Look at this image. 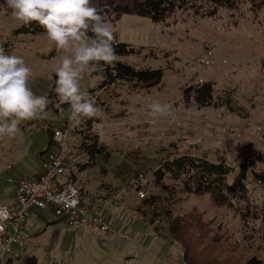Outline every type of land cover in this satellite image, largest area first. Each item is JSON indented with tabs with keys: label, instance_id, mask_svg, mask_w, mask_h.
Instances as JSON below:
<instances>
[{
	"label": "rangeland",
	"instance_id": "rangeland-1",
	"mask_svg": "<svg viewBox=\"0 0 264 264\" xmlns=\"http://www.w3.org/2000/svg\"><path fill=\"white\" fill-rule=\"evenodd\" d=\"M210 7L204 3L199 13L180 10L161 21L130 14L110 21L117 42L140 50L119 56L120 61L164 71L162 82L149 90L121 81L103 88L104 77L97 74L81 82L87 91L95 89L91 96L101 115L94 118L93 130L110 155L81 171L77 184L85 203L118 193L119 205L106 209L112 229L102 233L89 226L71 228L51 207L42 209L43 226L26 246L14 248L18 257L35 255L39 264H187L165 220L158 222L156 232L136 214L141 200L132 188L144 179L146 195H164L154 184V170L186 154L212 161L223 158L233 167L251 163L252 169L264 172V5L238 0L235 8H219L209 16ZM20 27L0 0V46L32 67L30 86L49 99V118L25 122L15 138H0V196L5 186H12L10 179H18L17 173H32L48 149L50 128L69 127L68 149L77 162L88 159L77 147L87 120L70 127V110L56 107L55 68L63 51L47 34H17ZM206 81L214 83L217 103L199 107L184 92ZM157 100L171 104L170 115L150 114L148 106ZM173 199V214L194 208L205 212L214 228L237 245L242 261L253 255L264 260V182L250 177L247 197L232 207L216 206L209 195L182 192Z\"/></svg>",
	"mask_w": 264,
	"mask_h": 264
},
{
	"label": "trees",
	"instance_id": "trees-1",
	"mask_svg": "<svg viewBox=\"0 0 264 264\" xmlns=\"http://www.w3.org/2000/svg\"><path fill=\"white\" fill-rule=\"evenodd\" d=\"M238 0H92L94 6L102 10L109 18V22L116 21L124 14L149 17L153 20H166L180 10L201 11L204 3L209 4L211 10L206 15H216L219 8L233 9ZM254 7L264 5V0H250ZM7 14L11 9L2 0ZM17 34L39 35L46 34L37 24L30 27L21 26ZM119 56L140 53L135 46L119 43L115 47ZM104 77L103 88L116 82H127L133 88L151 89L158 86L164 76L162 69H137L118 59L113 66H105L103 73H94ZM90 95L95 89L88 91ZM187 99L194 98L199 107L216 105L215 85L206 81L192 85L185 89ZM62 110H70V105L62 104ZM94 119L87 120L86 130H81V141L78 148L87 154L85 162H78L79 172L94 167L98 158L110 155L107 146L100 140L99 133L93 130ZM50 142L47 153L54 146L53 130L50 128ZM47 155V154H46ZM77 157V156H76ZM251 163H243L238 167L231 166L223 158L212 161L205 156L178 155L160 163L154 170V184L165 194L151 193L135 206L137 215L146 219L156 232L160 231L158 222L165 220L168 234L173 241H177L183 248L187 264H264V260L253 255L245 261L241 260L236 244L230 242V237L214 228V222L206 219L205 212L194 208L183 214H173L174 197L178 193L209 195L216 206L232 207L234 203L245 199L249 192V179L264 182V172L255 171ZM66 220L65 217H62ZM264 235V231H263ZM15 251V249H14ZM14 251L0 260V264H39L35 255L24 258L14 255ZM15 256V257H14Z\"/></svg>",
	"mask_w": 264,
	"mask_h": 264
},
{
	"label": "clouds",
	"instance_id": "clouds-1",
	"mask_svg": "<svg viewBox=\"0 0 264 264\" xmlns=\"http://www.w3.org/2000/svg\"><path fill=\"white\" fill-rule=\"evenodd\" d=\"M11 16L21 26L37 24L63 51L55 68L56 105H70V127H80L86 120L98 118L101 109L82 86L84 78L103 73L119 57L115 51V29L102 10L92 0H5ZM33 69L24 57L9 54L0 46V138H15L21 125L28 121L49 118V99L36 95L30 86ZM153 116L171 114V104L153 101L149 104ZM62 110V109H61Z\"/></svg>",
	"mask_w": 264,
	"mask_h": 264
},
{
	"label": "built area",
	"instance_id": "built-area-1",
	"mask_svg": "<svg viewBox=\"0 0 264 264\" xmlns=\"http://www.w3.org/2000/svg\"><path fill=\"white\" fill-rule=\"evenodd\" d=\"M68 132L69 127L53 130L57 147L41 161V173L21 177L17 181L15 202L10 205L0 203L1 259L11 254L16 246L24 247L31 241L30 235L25 232V225L34 209L53 207L58 216L66 218L71 228L89 226L94 232L102 233L112 229L106 209L119 205L118 193L112 192L90 203L84 202L77 184L78 162L68 149ZM143 183L139 182L132 188L140 199L146 197L141 187Z\"/></svg>",
	"mask_w": 264,
	"mask_h": 264
},
{
	"label": "crops",
	"instance_id": "crops-1",
	"mask_svg": "<svg viewBox=\"0 0 264 264\" xmlns=\"http://www.w3.org/2000/svg\"><path fill=\"white\" fill-rule=\"evenodd\" d=\"M46 154H47V150L45 152H43L41 154V156H39V158H40L39 162L36 163L35 166L31 168V172L32 173L25 174V175H20L19 173H17L16 175L18 176V179L15 178V180H12V179H11V181L9 180L12 183V186L10 188H8V186H5V188L3 189L2 196H0V203L1 204L10 205V204H13L15 202V193H16V188H17V181L21 177L27 176V175H29V176H38L41 173V170H42L41 161L43 160V158L46 157ZM79 173L80 172H78V182H80ZM19 175H20V177H19ZM0 186H1V184H0ZM82 187H83V185H82ZM82 198L84 200V196H82ZM51 208L53 209V207H51ZM43 211L44 210L40 209L39 211H35V213L33 214L34 211L32 210L30 218L28 219V221H27V223L25 225V232L27 234L29 233L28 235H30L31 241H32L33 237L36 236V235H34L36 233V231L37 230L40 231V229L43 226V215H44ZM64 221L66 222V220H64ZM66 224H67V222H66ZM14 255L17 256V253H15V251H14Z\"/></svg>",
	"mask_w": 264,
	"mask_h": 264
}]
</instances>
